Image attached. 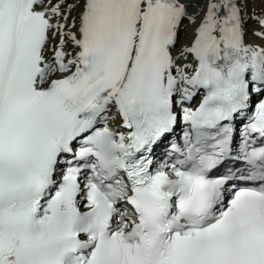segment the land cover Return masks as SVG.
<instances>
[{
    "label": "snow or ice",
    "instance_id": "1",
    "mask_svg": "<svg viewBox=\"0 0 264 264\" xmlns=\"http://www.w3.org/2000/svg\"><path fill=\"white\" fill-rule=\"evenodd\" d=\"M0 264H264V0H0Z\"/></svg>",
    "mask_w": 264,
    "mask_h": 264
}]
</instances>
